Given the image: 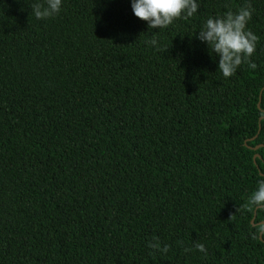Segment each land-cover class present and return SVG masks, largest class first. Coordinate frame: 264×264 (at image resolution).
Segmentation results:
<instances>
[{"label":"trees","instance_id":"16d2710c","mask_svg":"<svg viewBox=\"0 0 264 264\" xmlns=\"http://www.w3.org/2000/svg\"><path fill=\"white\" fill-rule=\"evenodd\" d=\"M34 2L0 0V264H264V211L246 207L264 179V0H197L165 29L132 0L48 19ZM245 4L257 67L225 78L196 35Z\"/></svg>","mask_w":264,"mask_h":264},{"label":"clouds","instance_id":"9594fccd","mask_svg":"<svg viewBox=\"0 0 264 264\" xmlns=\"http://www.w3.org/2000/svg\"><path fill=\"white\" fill-rule=\"evenodd\" d=\"M63 0H36L30 5L32 14L37 19H48L58 15L62 9ZM132 10L134 15L145 21L149 29H165L178 19H188L192 17L199 8L197 0H132ZM252 17L250 4H245L238 11L231 9L223 16L210 17L207 19L196 38L208 45L211 52L219 57L218 70L225 78L233 76L237 69L244 63L255 69L257 65L251 62L256 51L259 37L252 31L247 30L248 21ZM148 43L156 46L159 51L156 38ZM248 208H255L257 212L264 211V179L258 181L257 190L250 196L246 205ZM240 209L238 208L237 211ZM235 214L230 215V220ZM250 227L255 231L251 232L252 239L264 241V220L257 223L255 220ZM148 247L153 249V253L159 251L166 254L170 246L161 247L159 238L153 237ZM195 248L206 254V248L201 243H196ZM185 252L192 251L185 248Z\"/></svg>","mask_w":264,"mask_h":264},{"label":"water","instance_id":"95a60500","mask_svg":"<svg viewBox=\"0 0 264 264\" xmlns=\"http://www.w3.org/2000/svg\"><path fill=\"white\" fill-rule=\"evenodd\" d=\"M260 105V104H259Z\"/></svg>","mask_w":264,"mask_h":264}]
</instances>
